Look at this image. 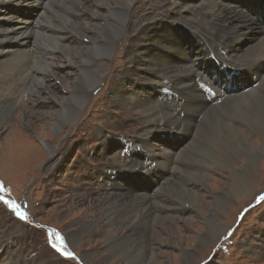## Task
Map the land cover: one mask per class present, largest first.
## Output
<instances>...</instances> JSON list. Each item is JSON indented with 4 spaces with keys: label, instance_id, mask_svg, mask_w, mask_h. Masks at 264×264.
Here are the masks:
<instances>
[{
    "label": "bare ground",
    "instance_id": "1",
    "mask_svg": "<svg viewBox=\"0 0 264 264\" xmlns=\"http://www.w3.org/2000/svg\"><path fill=\"white\" fill-rule=\"evenodd\" d=\"M43 1L18 0L19 4L27 6L28 15L11 14L8 18L11 17L13 21L10 20L6 23L8 27H14L0 29V34L5 37L2 40L0 38V42L4 41V43L2 42L3 45L0 46L3 48L12 43V41H8L9 39L16 40L24 36L25 42L19 44V47H24L30 43L31 36L34 37L32 41V49L34 50L30 48L21 51L9 49L6 53L2 52L8 56L0 59V79L10 86H5V91H3L5 93L2 94V97H6L5 95L9 93V90L12 95L11 98L15 97L14 93L17 91L9 83L18 81L21 84L19 91L27 90L33 78L31 92L38 95L39 101L55 106V111L50 119L56 124L55 127L59 129L66 127L68 124L77 121L90 96L89 92L102 77L105 69L99 66L100 62L104 58H112L120 52L116 49L114 42L122 39V36L124 38L130 36L134 32L145 33L146 28L141 27V22L150 18L159 19L160 24L164 26V33L169 31L172 34L169 40L163 43L162 40L158 41L161 43L157 44L156 47L163 55H160L157 50L143 49L144 46H147L146 41L138 40L135 42L137 46L132 52L133 54L137 53V57L131 54L127 58L132 60V64H135L137 69L144 67L145 72L142 75L146 74V76L142 77L147 78L146 83L138 84L139 92L129 88L133 85L126 81V78L120 79L121 84L118 89L121 92L114 91L112 98L114 104L127 105L129 108H142V110L150 109L154 106V102L162 101L165 125L160 123L148 125L150 134L145 132L142 136L137 135L135 142L130 143L118 139L110 141L108 136H105L108 145L118 144L129 149L130 158L133 159L127 163L125 169L118 170L114 176V181L119 184L117 180L119 173L126 170L135 172L134 164L144 168L142 160H145L149 169L136 173L140 177H147L153 183L154 192L158 193L162 190L167 195L174 197L179 206L187 207L186 202H188L189 208L199 214H202L197 209L199 201L203 197L201 192L204 190L206 192L208 187L215 190L223 184H227L228 189H224L222 193H213V208L210 209L209 215H204L205 221L203 222L208 234L215 237L221 236L225 229V221L221 214L231 205L233 197L240 199L251 191L254 178L261 170L260 165H264V10L263 8H261L262 11L257 9V5L264 3V0H250V2L246 0L245 4L243 0H236L232 3L213 0L214 8L217 10V20H221V24L214 23L212 25L221 31L222 41L213 38L214 43L211 44L209 41L198 39L201 46L193 51V54L188 53L186 44L183 57L189 61L182 63L173 62L175 55H180L178 53V51L180 52L179 45L175 41L178 42V39L172 33L177 24L173 26H167V24L172 19L179 24L183 22L184 17L189 18L184 15L185 11H204L203 7L200 6L203 0H180L182 8L178 10L173 5L170 7L165 4L164 0H156L159 9L143 11L140 14L141 18L138 19H135L133 15L140 9L139 6L135 5V2H139V0H85L89 2V5L85 7L82 2L77 0H60V5L65 8V14L56 12V16L53 13L50 17L48 16V13H51V10H48L49 2ZM206 1L211 2L212 0ZM12 2L14 1L0 0V11L3 9L9 12L8 9L12 8ZM103 9L105 11L102 12ZM81 15L91 19L99 18V21L91 24L76 22V19ZM40 19L50 22L51 25H43ZM191 22L193 26L206 29L205 24L210 25L211 19L207 12H202L200 17H194ZM42 27L43 29H39ZM20 28L25 32L21 31ZM50 28L53 29L52 35L43 34L49 32ZM257 29L260 30L259 33L256 32ZM17 32L18 36H14ZM60 32L65 33L60 36L57 34ZM190 32L194 33L191 29ZM36 34L38 39L43 40L44 43L50 41L49 49L59 52L58 56L50 59L47 56L48 52L41 48L43 53L41 59L38 58ZM42 35H45L44 39L41 38ZM88 35L89 39L87 38ZM71 38L72 41H75L74 46L60 44L62 39L70 41ZM85 38L87 41H91L90 44L87 45L82 42V39ZM243 40H247V43ZM237 44L238 46H236ZM178 59L181 60V57ZM200 59L204 61L203 67L197 65ZM55 61L56 63H54ZM216 61H219L222 66L235 67L238 71L236 73L231 72L230 79L219 80L223 79V76L217 70ZM152 62L157 68L151 69L153 72H150L149 68L151 67L146 70V66H150L149 63ZM5 66L14 68L11 74L3 69ZM53 66L55 68L56 66L66 67L69 70V75L73 78L72 81L62 79L60 85L53 83L52 80L58 79V75H60L56 70H52ZM247 71L255 75L259 83L229 91L227 87L232 85V80L239 73ZM40 72L43 73V76L38 77L37 74ZM131 73L134 74V77L140 76L137 70H131ZM44 77L52 83L47 85ZM205 84L218 93L212 102L207 99V95L210 94L204 92ZM52 85L57 89L59 87L58 92L50 89ZM41 92L45 93L44 96L40 95ZM141 92H147L148 96ZM20 96L25 100L22 95ZM8 97L0 115L8 117L15 112V106H19L17 108L22 113V117L25 118L23 120L31 126L27 113L23 110V103L18 102V98L10 99ZM150 102L153 103L149 104ZM233 120L240 121V125L237 127ZM47 122L50 123L48 120ZM45 125L43 121L40 128L43 132L42 135H39L41 138L45 135L50 137V133H52L49 129L50 126L46 127ZM3 126L4 124L0 125V127ZM245 128L247 129L246 133ZM17 131L11 130L9 132L10 140L15 139V134L19 133ZM163 135L176 141V146L171 144L170 147L163 144L161 141V138L164 139ZM248 136H254L255 139H246ZM20 146L23 150L20 151L18 159L24 163L29 162V160L39 161L45 153L44 148L33 143L23 142ZM183 154L184 159L182 158ZM241 156H245L247 162L240 166L236 160ZM136 157L139 158L136 160ZM192 157L200 165L197 164L196 167L189 162ZM60 161L61 159L57 160L56 168L60 166ZM180 164H185L186 167L183 169L182 166H179ZM214 166L217 167V170L220 168L229 170L230 177L222 180L210 175ZM207 175H210L212 179L204 182ZM175 176L178 180L172 178ZM154 178H158L156 183L153 181ZM172 181H179L180 183L176 184ZM164 184L167 187L162 189ZM188 185L193 186L189 188ZM121 196L124 195L117 196L116 201L109 200L108 211L111 214H107L104 218L105 224L102 223L105 241L108 243L107 249L115 255H121L125 259H123L124 264H154L160 257L154 251L156 249L155 244L159 240L158 230L154 228L152 237L148 238L149 223L146 218L150 221H157L161 219V216L153 217L150 215L145 203L142 201L136 203L134 196L130 200H126L127 196H124L125 199ZM160 196L162 195L160 194ZM153 201L160 202L159 198L156 197ZM161 204L164 210H168L164 203L161 202ZM180 209L174 211L180 212ZM171 217L169 214L154 224L160 228H165L168 233L172 232L174 229L172 226L175 223ZM121 224L124 225L117 229L116 227ZM195 227H197L195 230L198 232L203 226L199 222L196 223ZM76 237H78L76 234L69 235V242L74 244ZM185 239V242L190 245L194 241V236H187ZM201 240L204 243L208 237H203ZM164 254L165 252L162 255ZM157 262L163 264V261Z\"/></svg>",
    "mask_w": 264,
    "mask_h": 264
},
{
    "label": "rangeland",
    "instance_id": "2",
    "mask_svg": "<svg viewBox=\"0 0 264 264\" xmlns=\"http://www.w3.org/2000/svg\"><path fill=\"white\" fill-rule=\"evenodd\" d=\"M13 1L12 8L8 9L9 12L3 9L0 11V29L14 27H8L6 23L12 19L11 17L8 18L11 14L15 13L19 16H27L29 13L27 6L19 4L18 0ZM59 1H43L45 3L49 2L48 10H51L52 13H48L49 17L53 13L56 16V12L61 14L63 12L65 14V8L60 5ZM77 1L82 2L84 7L89 5V2L85 0ZM157 1H136L135 5L139 6L140 9L134 12V18H141L140 14L143 11H156V9H159L156 4ZM220 1L224 3L236 2V0ZM243 1L245 4L246 0ZM164 2L170 7L173 5L177 10L182 8L180 0H164ZM141 4L143 6H140ZM200 6L203 7L204 11H185L184 15L189 18L184 17L182 19L183 22L179 24L172 19L167 24V26L177 24L174 30L173 28L171 29L174 36L178 39V42L177 40L175 41L179 45L178 48H180V52L178 51L180 55H175L174 61H171L177 63L189 61L183 57L186 51V44L188 46V53L193 54V51L199 49L201 46L198 39L209 41L211 44L214 43L212 41L213 38L222 41L221 31L218 27L212 25L214 23L221 24V20H217V10L214 8L215 4L213 0L211 2L203 0ZM261 8L264 10V3L257 5L258 11ZM202 12H207L211 19L210 25L205 24L206 29L191 25V20L194 17H200ZM40 20L43 25H51L48 21ZM158 20L151 18L145 20L141 22V27L146 28L145 33L134 32L130 36H125V38L122 36V39L114 42L116 49L120 50V52L116 53L114 57L104 58L100 62L99 66L103 67L105 71L102 77L95 83V87L89 92L90 96L79 118L74 123L68 124L61 129L55 127L54 121L50 120L55 111V106L51 103L47 104L39 101L38 95L31 92L33 78L27 90L23 89L19 91L21 84L18 81L16 83H9L17 91V93H14L15 97L12 98L10 90L5 95L6 97H2L7 84L0 79V111L5 105L4 102L8 96L10 99L18 98V102L23 103V110H25L27 118L31 122L30 126L23 120L25 118L19 112L17 108L19 106H15V112L8 117L0 115V125L4 124L3 127H0V264H124V258L121 255H115L107 249L108 243L105 241V234L102 230L104 228L102 223L105 224V216L111 214L108 211L109 200L116 201L117 196L119 197L120 195L127 196L126 200H130L134 196L133 198L136 203L144 202L147 209H149V214L153 217L158 215V217L161 216L160 220H162L170 214L171 218L174 219L175 225L172 226L174 232L168 233L165 228H160L154 224L160 220L150 221V219L146 218L149 223L147 229L148 238L152 237L154 228L158 230L157 236L159 240L156 242L158 244H155L156 249L154 251L160 257L154 264H157V261H163V264H264L263 164L260 165L261 170L259 174L254 178L251 191L240 197V199L233 197V204L231 203L228 209L221 214L225 221V229L221 236L216 237L208 234V230L203 223L205 221L204 215H209L210 209L213 208V193H222L224 189H228L227 184H223L215 190H211V187H208L206 192L205 190L201 192L203 197L199 201L197 209L202 214H199L189 208L188 202H186L188 208L179 206L174 197L167 195L162 190L155 193L153 183L147 177H140L136 173L149 169L145 160H142L145 169L134 164L135 172L131 170V173L126 170L117 175L119 184L114 181V176L118 170L125 169L127 163L133 159L130 158L129 149L118 144L114 146L108 145L106 142L107 137L105 136H108L110 141L118 139L119 141L130 143L135 142L137 135L147 125L157 122L165 125V116L162 112L164 105L162 101L154 102L152 108L142 110V108H129L127 105L114 104L112 98L114 91H120L118 89L121 84L120 79L126 78V81L132 83L133 86L129 87L132 90H138V84L146 83L147 78L142 77L146 76V74L142 75L145 72L144 67L137 69L135 64H132V60L127 58L128 55L133 54L132 50L136 49L137 43L135 42H138V40L146 41L147 46H144L143 49L146 48L150 51L157 50L160 55H163L156 47L158 46L157 44L161 43H158V41L162 40L163 43L169 40L172 34L169 31L164 33V26ZM96 21H99V18L91 19L85 15H81L76 19V22H81V24H91L92 22L96 23ZM39 29H43V27ZM190 29L194 33L190 32ZM20 30L25 32L21 28ZM258 31L260 32L257 29L256 32ZM63 33L65 32L57 34L62 36ZM43 34L52 35L53 29L50 28L49 32ZM14 36H18V32ZM23 37H19L16 40L9 39L8 41H12V43L5 48L0 47V59L8 56L5 53L9 49H16L18 51L32 49L33 36H31L29 44L19 47L20 43L25 42ZM0 38L1 40L5 39L1 34ZM41 38L44 39L45 35H42ZM87 38L82 39V42L88 45L91 41H87ZM36 40L38 58L41 59L43 53L41 48L48 52L47 56L50 59L58 56L59 52L57 53L54 49H49L50 41L44 43L43 40L38 39V36ZM2 42L4 43V41ZM2 42H0V46L3 45ZM243 42L247 43V40H243ZM60 44L74 46L75 41H72V38L70 41L62 39ZM2 52L5 53L2 54ZM133 56L137 57V53H134ZM179 57H181V60L178 59ZM153 63H149L150 66L147 65L146 70L151 67L149 68L150 72H153L151 69L157 68ZM203 63V59H200L197 65L203 67L205 65ZM215 64L218 67L217 70L222 73L223 78L227 77V70H223V67L226 66H222L219 61H216ZM227 68L232 70V72L237 71L235 67V69L229 66ZM3 69H6L10 74L14 70L10 66H5ZM52 70H56L60 74L58 75V79L52 80L57 85H60L62 79L69 82L73 79L69 75V70L64 66H56V68L53 66ZM131 70H137L140 76L134 77ZM246 74V85H249L253 82V76L248 73ZM37 76L41 77L43 73L40 72ZM44 79L47 85L52 83L46 77ZM149 82L152 83V81ZM7 87L10 86L7 85ZM50 87L51 90L58 92L59 87L58 89L54 85ZM146 91L148 90L146 89ZM123 93H125L124 90ZM44 94V92L40 93L41 96H44ZM142 94L148 96L147 92ZM152 103L150 102L149 104ZM43 121L46 127L50 126L49 129L52 132L50 133V137L45 135L46 137L41 138L39 136L43 132L40 129ZM233 123L237 127L240 125V121L237 120H233ZM11 130H18L19 133L15 134V139L10 140L8 134ZM244 130L246 133L247 129L245 128ZM163 137L164 139L161 138L163 144L170 147L172 146L171 144L176 146V141L170 140V137L167 138L166 135H163ZM253 137L248 136L246 139H255ZM23 142L27 144L33 143L44 148L45 153H43V157L39 161L29 160L26 163L19 161L20 151L23 150L20 145ZM48 147H50V150H48ZM138 158L136 157V160ZM182 158L184 159V154ZM58 159H61V164L56 168ZM189 160L196 167L197 164L200 165L193 157ZM246 160L245 156H241L238 157L236 163L241 166L246 164ZM179 166H182L183 169L186 167L185 164H180ZM15 168H18L16 169L17 171ZM216 168L214 166V170L210 175L222 180L230 177L229 170L223 168L217 170ZM210 175H207L204 182L212 179ZM172 178L178 180L176 176ZM157 179L154 178V183H156ZM172 183L178 184L180 182L172 181ZM192 186L188 185L189 188H192ZM166 187V184H164L162 189ZM124 196L121 197L125 199ZM155 197L159 198V203L153 201ZM8 202L18 205V210L26 213V216H18L17 211ZM161 202L167 206L168 210L163 209ZM177 209H180V212L174 211ZM199 222L203 227L197 232L195 230L197 227L195 226ZM123 225H118L116 228L118 229ZM71 234L78 236L75 238L74 244L68 243L69 239L67 240ZM58 236L63 238L62 244L61 240L57 239ZM187 236H194V241H190L192 242L190 245L185 242V237ZM203 237H208V240L204 243L201 240ZM53 245H56V247H53ZM64 251L71 252L73 255L65 256L63 254ZM164 252L165 254L162 255Z\"/></svg>",
    "mask_w": 264,
    "mask_h": 264
},
{
    "label": "snow or ice",
    "instance_id": "3",
    "mask_svg": "<svg viewBox=\"0 0 264 264\" xmlns=\"http://www.w3.org/2000/svg\"><path fill=\"white\" fill-rule=\"evenodd\" d=\"M8 203H10L11 206L17 211V215H18V216H21V217H25V216H26V213H22V212H20V211L18 210V209H19V206H18V205H15V204L12 203V202H8ZM57 239L61 240V244L63 243V238H62V237H59V236H58ZM53 247H56V245H53ZM63 254H64L65 256H72V255H73V253H71V252H67V251H64Z\"/></svg>",
    "mask_w": 264,
    "mask_h": 264
},
{
    "label": "flooded vegetation",
    "instance_id": "4",
    "mask_svg": "<svg viewBox=\"0 0 264 264\" xmlns=\"http://www.w3.org/2000/svg\"><path fill=\"white\" fill-rule=\"evenodd\" d=\"M158 123V122H157ZM156 124V123H155ZM145 132H147V134H150V130H149V128H148V125L145 127V129H143L139 134H138V136H142V135H144L145 134ZM67 240H68V238H67ZM68 243H69V241H68Z\"/></svg>",
    "mask_w": 264,
    "mask_h": 264
}]
</instances>
